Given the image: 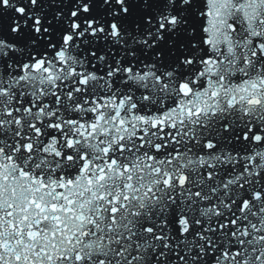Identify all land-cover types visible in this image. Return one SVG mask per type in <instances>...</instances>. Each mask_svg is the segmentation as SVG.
I'll use <instances>...</instances> for the list:
<instances>
[{
    "label": "snow or ice",
    "instance_id": "1",
    "mask_svg": "<svg viewBox=\"0 0 264 264\" xmlns=\"http://www.w3.org/2000/svg\"><path fill=\"white\" fill-rule=\"evenodd\" d=\"M0 264H264V0H0Z\"/></svg>",
    "mask_w": 264,
    "mask_h": 264
}]
</instances>
